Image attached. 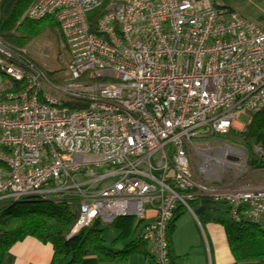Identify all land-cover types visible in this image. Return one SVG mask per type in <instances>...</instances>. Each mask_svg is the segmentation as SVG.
I'll return each instance as SVG.
<instances>
[{
	"label": "built area",
	"instance_id": "2783aa9c",
	"mask_svg": "<svg viewBox=\"0 0 264 264\" xmlns=\"http://www.w3.org/2000/svg\"><path fill=\"white\" fill-rule=\"evenodd\" d=\"M28 16L59 23L68 83L23 57L0 59V204L75 197L72 234L119 217L146 221L155 264H171L175 212L201 199L264 229V188L208 181L216 157L240 164L234 147L203 149L200 178L188 154L196 139L243 127L264 108L260 25L222 0H36ZM0 53L18 57L1 39ZM69 99L88 105L71 109Z\"/></svg>",
	"mask_w": 264,
	"mask_h": 264
},
{
	"label": "trees",
	"instance_id": "16d2710c",
	"mask_svg": "<svg viewBox=\"0 0 264 264\" xmlns=\"http://www.w3.org/2000/svg\"><path fill=\"white\" fill-rule=\"evenodd\" d=\"M35 2L36 0H0V39L10 52L18 56L17 58L8 57L0 53V59L20 63L17 59L23 57L25 61H33L42 67L22 50L32 41L45 37L57 43V52L49 57L50 63L56 65L60 63V60H57L59 56L66 55L63 53L67 50V46L59 23L53 17H46L39 21L29 18V10ZM103 10L104 8L101 7L90 14L93 33H97V23L103 16ZM45 71L53 83L62 86L68 83L63 69L58 65L56 71L46 69ZM24 84L22 82L18 86ZM66 104L71 109H83L87 107L88 102L82 99H69ZM245 126H247L245 133L231 129L221 137H225L232 145L243 148L251 169L264 171V155L255 151L256 146L264 151V108L253 113ZM34 199L39 200L37 201L40 206L38 209L30 206ZM183 209L185 208L180 206L168 224L167 240L171 264H177L179 258L174 257L172 235ZM226 211L230 212L229 207ZM78 216L79 204L75 197H65L60 200L27 197L15 203L9 201L6 204H0V264H3L12 246L27 237H33L53 246L52 264H80L92 251L121 259H126L137 252L146 257H153L149 244L142 239L143 228L139 231L143 221L131 216L119 217L112 224L95 222L78 233L72 234ZM217 221L225 228L231 251L237 260L264 258V229L261 226L251 223L243 214L239 220L221 217ZM109 225L119 229L120 238L117 239L129 240L125 249L119 253H114L106 247L103 234ZM137 231L140 233L136 235Z\"/></svg>",
	"mask_w": 264,
	"mask_h": 264
},
{
	"label": "crops",
	"instance_id": "0c3cea01",
	"mask_svg": "<svg viewBox=\"0 0 264 264\" xmlns=\"http://www.w3.org/2000/svg\"><path fill=\"white\" fill-rule=\"evenodd\" d=\"M222 1L264 29V0ZM258 186L264 188V179L259 182ZM202 200L204 199L193 202L191 210L183 209L182 218L180 217L177 222L176 230L172 235L174 257H179L177 264H264V258L236 259L231 251L225 228L217 221L221 217H230V215H223L219 212V208H214L212 203H205ZM216 203L219 205L218 202ZM225 205L228 207L227 204ZM144 224V222L141 224L139 231ZM139 231L136 235L140 233ZM178 237H181V240ZM104 239L107 243L105 236ZM111 244H106V247L114 253H119L125 249V245L119 246L117 245L119 243H114V241ZM53 256L54 248L51 244L43 243L33 237H27L12 246L3 264H52ZM80 264H154V260L153 257H146L138 252L126 259H121L120 257L111 258L92 251Z\"/></svg>",
	"mask_w": 264,
	"mask_h": 264
},
{
	"label": "rangeland",
	"instance_id": "374dc122",
	"mask_svg": "<svg viewBox=\"0 0 264 264\" xmlns=\"http://www.w3.org/2000/svg\"><path fill=\"white\" fill-rule=\"evenodd\" d=\"M63 47V46H62ZM26 50L28 52V56L32 58L34 61H36L38 64L44 67V69L48 71H56L57 65L59 68L63 69V73H65L64 70H66L67 63L70 61V56L68 49L64 50L63 54L57 59L60 60V63H50L49 57L57 52V43L53 42L49 37H45L40 40L32 41L27 47ZM56 58V57H55ZM1 72V71H0ZM244 121L246 122V118ZM232 130L245 133L247 130V126H240L239 124L235 125V128ZM213 147L215 153L224 154V150L227 149L228 146L234 147L237 151V158L240 162L239 165L230 166L228 163H225L223 159H221V155L216 157V160L218 162L214 163L213 166V174H210L208 177V181H220L225 183H230L231 188H238V189H244L247 188L249 185L259 187L258 184L261 180L264 179V171H257L254 169H251L248 166L247 162V154L243 150V148H239L235 145H232L231 142L227 141L225 137L219 136H210V137H204L202 139H196L192 145L188 147V154L192 158L193 164H194V174L196 177H201L202 170L205 169L203 167V153L205 148L207 147ZM260 148V147H259ZM255 151L259 153L260 155H264V151L260 152L258 151V147L256 146ZM204 176V175H203ZM205 177V176H204ZM226 184V185H227ZM229 185V184H228ZM33 202L30 204L31 207L39 208V200L34 199ZM38 201V202H37ZM205 203H212L214 208H219L220 213L223 215H227L226 211V205L224 203H219V205L214 202L210 198H206L204 200ZM192 204V203H191ZM188 213V212H187ZM230 215V214H229ZM184 216V215H183ZM182 218V217H181ZM119 229L113 225H109L107 230L104 233V236L107 239L106 244H111L112 241L114 243H119L117 245L126 247V242L128 243L129 240H119L117 239L119 236ZM114 239V240H113ZM179 240H181V237H178ZM112 245V244H111Z\"/></svg>",
	"mask_w": 264,
	"mask_h": 264
}]
</instances>
